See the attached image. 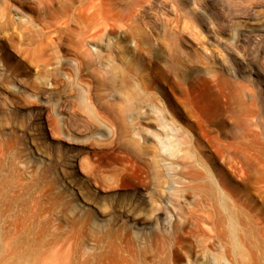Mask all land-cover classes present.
Instances as JSON below:
<instances>
[{"label":"rangeland","instance_id":"1","mask_svg":"<svg viewBox=\"0 0 264 264\" xmlns=\"http://www.w3.org/2000/svg\"><path fill=\"white\" fill-rule=\"evenodd\" d=\"M88 4H94L93 8L85 9ZM261 26L264 0H0V182H19L15 194L19 193V200L35 214L32 237L45 218L51 230L64 204L77 203L82 211L95 214L100 227H106L108 216L100 213L97 205L105 206L107 212L127 193L139 201L143 199L133 190L142 191L146 175L143 164L123 155L115 133L118 127L107 123L98 127L97 123L110 122L125 112L124 89L120 88L140 92L135 102L139 106L134 103V112L129 116L124 113L137 121L136 125H146L145 120L155 118L159 111L166 113L174 97L158 81L154 70L156 66L168 68L175 56L181 59L173 64L177 65L176 73L179 70L181 85L175 94L182 96L187 90L191 93V84H200L203 104L198 109L192 104V108L196 114L212 118L213 132L219 130L225 135L231 129L235 141L232 179L246 192L251 205L264 213V31L260 34L256 29ZM206 52L214 53V58H204ZM81 53H85V60H92V54L95 60L89 64ZM198 55L203 56L201 62L197 61ZM101 58L110 64L116 62L132 81L128 85L114 82L107 74L103 79L101 68L109 65L103 62L102 67ZM223 59L231 61L233 72L234 96L229 114H225L228 111L223 93L218 96V104L207 95L209 87L215 86L213 73L225 74ZM145 81L149 89L144 92ZM63 103L64 109L60 105ZM81 118L95 120L96 125L79 132L71 126L76 127ZM248 156L247 161L243 160ZM72 158L74 168L69 165ZM93 165L97 167L91 170ZM241 165L250 169L245 186L239 183ZM95 169L101 175L96 185L90 173ZM119 172L126 173L127 178L121 177L130 184L128 187L116 185L120 179L113 182L121 178L120 174L111 178ZM74 182L87 185L92 199L82 201ZM172 207L166 202L143 224L122 217L115 221L114 228L125 230V239L134 246L156 245L173 253L169 264H189L185 244L189 240L191 258L195 260L203 236L194 227L187 234L180 225L181 216ZM210 249L218 255L222 252L219 245H211ZM145 256L146 263H156L151 254ZM260 259L264 262V255Z\"/></svg>","mask_w":264,"mask_h":264},{"label":"bare ground","instance_id":"2","mask_svg":"<svg viewBox=\"0 0 264 264\" xmlns=\"http://www.w3.org/2000/svg\"><path fill=\"white\" fill-rule=\"evenodd\" d=\"M93 5L88 4L85 9L93 8L91 7ZM256 29L260 33V31H264V26ZM255 37L257 36L255 35ZM77 41L73 40L71 43L74 42L76 46ZM142 41L145 42V40ZM72 45L74 44L72 43ZM84 54L82 55L85 60L86 56ZM206 54L204 58H214V53L212 55L211 52H206ZM121 56L123 60L124 57L123 55ZM92 58L94 59L93 54ZM103 58L101 59L103 60ZM93 59L91 60L90 58V61H85L93 63ZM126 59L125 57V61ZM225 59H223L224 61L222 60L225 74L213 73L214 76L212 78H214L215 83L212 84L215 86L209 87L207 95L208 99L216 101L218 104V96L220 97L221 93H223L225 103L223 102L224 100L222 102L226 105L228 111L225 114H229L234 96L233 80L231 79L233 72L229 66L231 61L228 63V59ZM200 60H203L202 55L197 58V61L201 62ZM85 61L83 63H86ZM103 62L107 63L108 61L103 60L100 63L102 67ZM124 62L122 63L123 65L125 64ZM129 62L131 63V61ZM172 62L173 64L180 63L181 59L175 56L171 60ZM88 63L87 65L90 64ZM106 65L109 66L101 68L103 79L107 74L111 81L119 80L128 85L131 79H127L128 75L121 72L116 62L107 63ZM172 65L169 62L168 68L164 69L156 66L154 70L158 81L164 83L174 97V100L169 102V109L167 111L164 110L166 113L159 111L155 118L145 120L146 125H136L137 121L134 122V119H129L124 113L127 112L129 116L134 112V103L139 99L140 92L138 93V90H135L136 88L132 90L120 88L124 89L122 97L125 112L121 109L124 113L118 115L119 111H117V119L112 118L113 120H110V122L104 119H102L104 121L97 120L99 122L97 123L98 127L104 126L106 123L112 126L114 124L118 127L120 131L118 129V132H115L117 135L115 137L118 138L123 148L122 150H124L123 155L130 160L135 159L143 164L146 182H142V191L136 188L133 189L136 191V195L143 197V199L139 201L127 193L121 196L117 204L110 205L107 212L104 211L106 209L105 206L97 205L98 211L106 213L105 215L108 216L109 222L106 227H100L95 222V214L82 211L77 203L64 204L59 209V221L54 226L52 225L51 230L47 229L49 221L48 219L45 221V218L38 225L37 232H35L36 235L32 237L33 233L30 234V231L34 227L35 214L31 207H27L25 202L19 200V193L17 194L18 196L15 194L19 182L14 184L13 181H1L0 264H148L149 262L146 263L145 261V255L147 254H151L154 257L155 264H169V259L173 253H167L164 248L156 245L155 247L150 246L147 248L134 246L135 244L132 245L126 240L127 238L125 239L126 236L123 235L125 230H122L123 232L119 230L118 232L119 228L117 230L115 229L116 227L114 228L115 221L122 217L126 220L137 221L140 224L146 223L152 217L151 214L153 212L166 206V202L170 203L173 206L172 208H176L177 213L181 216L180 225L183 230L186 228L185 232L187 234L191 229L195 228L196 233L198 231L203 236V239L200 238L201 244L195 260L191 258V249H189V243L187 244L189 240L186 242L184 250L187 263L264 264L261 261L262 259H260L261 255H264V213L251 205L246 192H242L241 186L236 185L232 179L235 171L233 132L231 129H228L225 135L219 130L213 132L210 127L213 122L212 118L210 116L203 117L195 113L192 104L196 109H198L200 103L203 104L202 88L199 83L191 84V93L187 90L184 95L181 94L182 96L175 94L176 89L181 85L179 82L180 77L178 76L179 70L176 73L177 65ZM148 75L150 74L148 73ZM96 77L98 76L96 75ZM98 78H101V75ZM132 83L135 84L134 82ZM147 84V82L142 84L144 92L149 89ZM116 85L118 86V84ZM128 88L130 89L131 85ZM122 97L120 94L119 101H121ZM60 105L62 108L65 106L64 103ZM136 109L138 110L139 108ZM139 112L141 111L139 110ZM114 114L116 112H113ZM262 116L264 117V111ZM230 118L228 116V119ZM80 120L76 127L74 125L71 126L79 132H87L95 124L93 122L95 120H92L93 123L85 118ZM115 133L113 129V134ZM248 159L249 156L243 160L247 161ZM69 165L74 168V158L69 161ZM246 166L241 165L240 168L243 176L239 183L242 186H245L250 179V169ZM95 167L97 166L92 167L91 170ZM135 168L137 167L135 166ZM143 168L141 167V170ZM97 170L95 169L96 172L90 171L93 180L95 178L94 185L100 182L98 179L101 175L97 174ZM123 171L124 168L121 172L123 173ZM121 172L115 173V176L113 175L111 178L114 179ZM124 174H120V177L122 175L126 176V173ZM115 181L119 182H116L119 187H128L130 185L123 177L119 178L118 176L113 182ZM73 184L82 201L87 202L92 199L87 185H79L76 182ZM113 184L115 185V183ZM203 242L204 244H202ZM211 245L221 246V254L218 252V255L213 252L210 249Z\"/></svg>","mask_w":264,"mask_h":264}]
</instances>
